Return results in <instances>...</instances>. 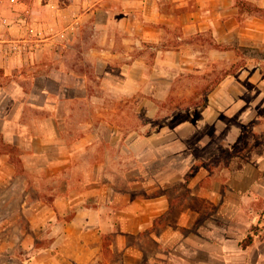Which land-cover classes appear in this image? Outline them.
Instances as JSON below:
<instances>
[{
	"label": "rangeland",
	"instance_id": "1",
	"mask_svg": "<svg viewBox=\"0 0 264 264\" xmlns=\"http://www.w3.org/2000/svg\"><path fill=\"white\" fill-rule=\"evenodd\" d=\"M185 40L187 61L28 40L31 61L0 71V264H35L57 193L165 206L149 228L104 234L89 264H264V43Z\"/></svg>",
	"mask_w": 264,
	"mask_h": 264
},
{
	"label": "crops",
	"instance_id": "2",
	"mask_svg": "<svg viewBox=\"0 0 264 264\" xmlns=\"http://www.w3.org/2000/svg\"><path fill=\"white\" fill-rule=\"evenodd\" d=\"M3 3L0 71H12L31 61L28 40H33L38 49L39 45L60 47L76 40L86 44L91 39L84 49L97 61H146L149 49L155 51L154 61H172L174 56L187 61L182 57L189 48L190 43L185 40L188 34L207 28L212 29L217 43L230 45L225 53L234 49L232 44L264 43V0H3ZM246 3L257 10L250 12ZM174 27L178 33L173 35ZM175 37L179 40L177 45L172 44ZM13 43L19 48L5 51ZM214 50L220 53L219 49ZM76 199L71 194H56L49 206L52 211L49 236L53 239L48 247L34 252L31 259L35 264H89L101 253L104 234L122 236L149 228L165 207L154 200L134 199L117 208L113 206L118 202L115 196L96 198L93 205L83 201L77 204ZM71 210L72 217L64 218ZM38 217L35 228L43 223V215ZM34 231L37 234V229Z\"/></svg>",
	"mask_w": 264,
	"mask_h": 264
},
{
	"label": "built area",
	"instance_id": "3",
	"mask_svg": "<svg viewBox=\"0 0 264 264\" xmlns=\"http://www.w3.org/2000/svg\"><path fill=\"white\" fill-rule=\"evenodd\" d=\"M19 48V45L18 44H11L9 45V47L7 49H5V51L9 52V51H14V50H17Z\"/></svg>",
	"mask_w": 264,
	"mask_h": 264
},
{
	"label": "trees",
	"instance_id": "4",
	"mask_svg": "<svg viewBox=\"0 0 264 264\" xmlns=\"http://www.w3.org/2000/svg\"><path fill=\"white\" fill-rule=\"evenodd\" d=\"M216 46L220 47V46H223V45H220L219 43H215ZM225 48H229V46H224ZM9 147L10 149L13 151L15 149V146L14 145H10L9 144Z\"/></svg>",
	"mask_w": 264,
	"mask_h": 264
}]
</instances>
